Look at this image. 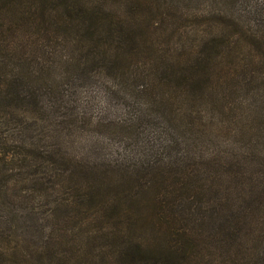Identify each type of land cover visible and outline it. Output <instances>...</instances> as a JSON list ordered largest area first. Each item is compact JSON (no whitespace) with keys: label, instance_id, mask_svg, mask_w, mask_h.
Listing matches in <instances>:
<instances>
[{"label":"rangeland","instance_id":"obj_1","mask_svg":"<svg viewBox=\"0 0 264 264\" xmlns=\"http://www.w3.org/2000/svg\"><path fill=\"white\" fill-rule=\"evenodd\" d=\"M14 1L0 0V27L5 16L11 27H25ZM80 2L107 16L104 48L119 69L108 70L97 57V67L91 64L82 76L74 66L80 50L72 49L67 65L52 58L49 70L33 74L40 81L23 88L38 95L53 85L49 94L63 97L40 104L47 107L40 123L27 127L0 104V125L7 127L0 133L12 132L11 144L33 142L36 150H48L46 160L35 153L25 159L0 155V264H117L118 252L104 243L103 231L98 234L97 209L88 210L91 204L81 197L85 187L75 181L78 171L97 173L112 156L154 161L165 169L176 162L178 179L196 166L221 206H245L249 197L264 195V0ZM21 3L38 8L34 0ZM46 15L53 17H33L16 40L30 39L45 49L46 26L39 23ZM125 29L133 34L123 44L126 53L114 49L118 43L110 47L108 37ZM69 41L74 48L76 38ZM21 65L15 73L24 77ZM63 112L66 122L56 127L55 114ZM241 194L247 198L238 202ZM256 235L264 237V225ZM250 259L264 262L260 255Z\"/></svg>","mask_w":264,"mask_h":264},{"label":"trees","instance_id":"obj_2","mask_svg":"<svg viewBox=\"0 0 264 264\" xmlns=\"http://www.w3.org/2000/svg\"><path fill=\"white\" fill-rule=\"evenodd\" d=\"M21 1V5H26L30 0ZM14 2L21 12L9 9L24 15L19 20L26 21L27 28L34 23L33 17L43 16L45 12L53 14L52 18L46 15V20L39 23L46 26L41 34L42 39L48 41L45 49L30 39L22 37L16 40L26 28L21 27L20 23L11 27L9 16L1 20L6 26L0 27V104L11 107V111L18 116V122L33 127L42 121L40 114L46 113L47 107L40 104L45 101L55 103L62 97L58 93L49 94L53 85L45 88L43 94L23 91L30 80L40 81L39 74L50 69L52 58L56 57L54 62L59 65H67L69 50L73 49V54L80 50V62L74 66L82 76L86 75L91 64L97 67V57L103 58V66L112 71L115 69V73L119 65L107 59L110 57L104 48L107 38L102 30H107L108 19L106 16L104 20V15L100 10L97 12V8L82 7L86 4L80 0H55L56 4L52 0H39V4L34 0L33 5L37 4L38 8L29 10L20 6L19 0ZM74 2H79L81 6L74 5ZM73 5L75 9H70ZM125 32L118 34L117 38L107 34L109 46L118 43L114 46L115 50L129 51L123 44L133 34L126 29ZM9 33L13 37L7 40ZM71 38L77 40L74 48L68 47ZM99 45L102 46V54L97 53ZM49 47L51 50H48ZM16 51L24 57L17 54L7 56ZM19 64L25 68L24 77L15 73V66ZM34 73H38V76H34ZM22 106L28 110L21 111ZM66 116L64 112L58 116L55 114L56 120L60 121H56V127L66 122ZM0 127L7 128L5 124ZM11 137L12 132L0 133V155L16 154L13 157L23 156L25 159L35 153L39 159H47L48 150H36L33 142L17 143L19 145L16 146L11 144ZM121 157L124 156L104 159L101 164L104 169H97V173L81 169L77 172L79 178L75 180L85 187L81 197L91 204L88 210L97 209L98 234L103 231L101 238L105 239L104 243L111 251L118 252L117 264H252L251 255L256 258L258 255L264 256V237L256 235L264 225V195L249 197L245 206H221L212 201L217 199L214 197L215 188L212 183L210 186L204 183L202 173L196 166L183 170L178 179L176 162L174 168L172 162L165 169L154 161L131 163ZM0 162H4V159L0 158ZM188 184L190 186L186 187ZM246 198L243 194L235 197L238 202ZM111 227L117 230V234L109 231ZM147 235L149 241H143ZM256 239L262 242L257 245Z\"/></svg>","mask_w":264,"mask_h":264}]
</instances>
